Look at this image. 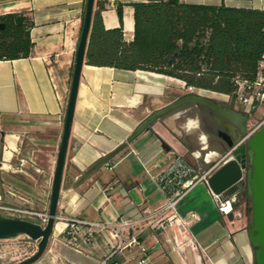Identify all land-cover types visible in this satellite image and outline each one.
I'll use <instances>...</instances> for the list:
<instances>
[{
    "label": "crops",
    "instance_id": "obj_1",
    "mask_svg": "<svg viewBox=\"0 0 264 264\" xmlns=\"http://www.w3.org/2000/svg\"><path fill=\"white\" fill-rule=\"evenodd\" d=\"M135 1L94 0V9L101 8L105 28L122 25L124 39L130 41ZM183 1L264 10V0ZM84 8L85 0H0V15L22 12L29 16L33 42L27 56L0 59V131L4 132L0 154L8 161L0 171V203L47 212ZM166 78L180 80L143 69L89 64L84 56L57 218L46 249L31 264H136L143 256L138 246L121 245L124 239L110 237L107 230L96 229L87 240L82 235L73 240L65 232L66 218L136 221L140 244L148 250L142 264H254L247 218L237 211L231 215L221 212L204 181L190 188L174 210L161 215L174 212L194 245L184 243L178 249L177 244L185 242L178 226L151 229L147 223L153 217L141 219L144 210L153 212L166 202L168 194L155 177L169 160L184 157L196 174L208 176L228 157V149L222 156L216 149L205 152L206 134L197 129L191 134L195 121L179 124V112L168 111L93 168L104 154L125 141L146 115L168 104L151 108L152 97L164 93ZM183 130L189 133L185 140L181 138ZM162 141L168 148L161 146ZM30 217L38 220L35 215ZM128 232L124 229V238ZM18 237L32 244V252L36 249V241Z\"/></svg>",
    "mask_w": 264,
    "mask_h": 264
},
{
    "label": "trees",
    "instance_id": "obj_2",
    "mask_svg": "<svg viewBox=\"0 0 264 264\" xmlns=\"http://www.w3.org/2000/svg\"><path fill=\"white\" fill-rule=\"evenodd\" d=\"M132 5L130 41L124 39L122 25L105 28L101 8L93 10L87 63L161 73L232 100L238 81L254 80L264 54V10L183 0H137ZM117 11L121 19L120 6ZM0 22V59L27 56L33 45L29 16L8 12Z\"/></svg>",
    "mask_w": 264,
    "mask_h": 264
},
{
    "label": "water",
    "instance_id": "obj_3",
    "mask_svg": "<svg viewBox=\"0 0 264 264\" xmlns=\"http://www.w3.org/2000/svg\"><path fill=\"white\" fill-rule=\"evenodd\" d=\"M93 10L94 0H85L84 16L73 61L69 94L63 116V128L55 160L46 220L41 223L34 217L0 210V239H10L25 235L30 240L36 241V249L30 255L11 264H31L38 260L46 249L55 219L57 218L56 211L62 173ZM3 26L4 23L0 22V28ZM200 90L201 88H197V92L189 90L183 96L146 115L128 138L115 149L104 154L93 168L103 164L143 133L160 116L173 110L183 102L201 104L217 111L225 119V124L234 132V139L228 144V157L208 174L206 184L211 192L222 200L236 196L242 189H246L251 211L247 234L249 242L254 248V264H264V124L246 136L248 130L246 113L234 106L225 108L211 97L202 94ZM0 136H4V132L0 131ZM161 146L168 148L164 141L161 142ZM7 164L8 161L1 156L0 171ZM231 214L232 212L229 213V215Z\"/></svg>",
    "mask_w": 264,
    "mask_h": 264
},
{
    "label": "built area",
    "instance_id": "obj_4",
    "mask_svg": "<svg viewBox=\"0 0 264 264\" xmlns=\"http://www.w3.org/2000/svg\"><path fill=\"white\" fill-rule=\"evenodd\" d=\"M238 90L236 92V98L239 100H248L250 104L252 101L264 106V54H262L259 60L258 69L255 78L252 82L238 81ZM243 93L247 95H243ZM228 95V94H227ZM229 96V95H228ZM264 124V116L260 119L256 127L247 130V135L251 134L257 127ZM109 167V166H108ZM160 184V187L166 191L168 194L166 202L157 210L150 212L144 210V215L141 219L148 221L147 226L151 229L159 228L164 229L166 225L172 227L178 226L179 232L185 238V242L178 243L177 248L181 249L184 243L189 245H194L193 239L185 230L183 224L177 221V216L174 212L170 213L166 217H162L163 213L167 210H174L178 202L186 194V192L192 188L198 181L206 182V174L199 176L196 174L194 167L187 162L184 157H176L169 160L163 169L155 177ZM107 189H111L110 185L106 186ZM216 197L219 209L224 214L229 212H236L233 208L232 203L236 200V196H232L227 200L220 199L217 195ZM0 210L12 213H22L23 215L37 216L38 221L44 223L47 217V212H36L29 209H23L13 204H3L0 203ZM239 213V211H237ZM66 230L65 232L75 240L79 235L83 236L84 240H87L94 230H107L110 237L124 239L121 245L132 246L136 245L139 247L141 258L137 260L136 264H142L147 260V249L140 244L138 238V228L136 226V221H131L129 218H120L114 222L107 221H88L79 218H66ZM124 229H128V235L124 238L122 233Z\"/></svg>",
    "mask_w": 264,
    "mask_h": 264
},
{
    "label": "rangeland",
    "instance_id": "obj_5",
    "mask_svg": "<svg viewBox=\"0 0 264 264\" xmlns=\"http://www.w3.org/2000/svg\"><path fill=\"white\" fill-rule=\"evenodd\" d=\"M166 83H167L166 85L167 87L164 89V93L160 96V98L152 97L151 100L152 109L164 103H169L173 99L179 97L186 90H190L193 92L197 90V88L194 87H186L182 80L166 78ZM201 93H204L205 95L208 96H212L213 98H215V100L220 101L222 103L233 105L238 110L247 112L249 114L248 129H253L254 127H256L262 116H264V113H261V111L264 110V106L254 101H252V104H250L248 100H239L238 98L232 100L230 96L217 94L209 90L201 91ZM243 95H247V94L243 93ZM191 121L193 120L191 119L188 120L189 123H191ZM195 132H196V128L192 127L191 134H194ZM244 191L245 190L242 189L236 195L235 201L237 202V207H235L234 209L236 211H239V213L244 214L245 217L247 218L248 224H250V220H251V211L249 208L250 201L248 202V209L246 210L245 199L247 196L246 197L244 196L243 194ZM33 248L34 247L32 246V244H30L27 239L22 237L17 236L15 238H10V239H0V264H11L15 261H18L30 255L29 253L32 252Z\"/></svg>",
    "mask_w": 264,
    "mask_h": 264
},
{
    "label": "flooded vegetation",
    "instance_id": "obj_6",
    "mask_svg": "<svg viewBox=\"0 0 264 264\" xmlns=\"http://www.w3.org/2000/svg\"><path fill=\"white\" fill-rule=\"evenodd\" d=\"M188 91L189 90H186L179 97L183 96ZM195 92H197V90ZM209 97L215 100V98H213L212 96ZM177 98H175L174 100H176ZM215 101L225 108L233 106L217 100ZM173 111L179 112L177 123L185 124L186 122H188V120L191 119L197 123V131H202L206 134L207 144L205 146V152L210 151L211 149H216L220 156L226 153L228 144L234 139V132L228 125L225 124V119L217 111L205 107L201 104H195L191 102H183L182 104L174 108ZM245 113L247 115L248 125L249 114L247 112ZM188 134V132H185L183 130L181 135L182 140L187 139L189 136ZM244 190L246 191V189ZM248 202L249 196L247 194V197L245 199L246 210L248 209Z\"/></svg>",
    "mask_w": 264,
    "mask_h": 264
}]
</instances>
